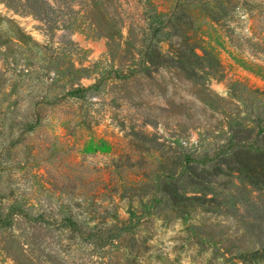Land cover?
Segmentation results:
<instances>
[{
  "label": "rangeland",
  "instance_id": "1",
  "mask_svg": "<svg viewBox=\"0 0 264 264\" xmlns=\"http://www.w3.org/2000/svg\"><path fill=\"white\" fill-rule=\"evenodd\" d=\"M257 151L264 0H0V264H264Z\"/></svg>",
  "mask_w": 264,
  "mask_h": 264
},
{
  "label": "trees",
  "instance_id": "2",
  "mask_svg": "<svg viewBox=\"0 0 264 264\" xmlns=\"http://www.w3.org/2000/svg\"><path fill=\"white\" fill-rule=\"evenodd\" d=\"M250 149H251V146L238 145L236 147V153H239V154H244L245 153L246 154V151L247 150H250ZM251 157L255 161H257V160L260 161V160H263L264 159V153L257 151L255 153H253L251 155ZM254 173H256V172H254ZM259 174H260V172H259ZM261 177H262V175H261ZM1 226L2 225H0V227ZM83 235H84V236H82L83 239L89 240L90 237H91V232H86V233L84 232ZM253 255H257V257L264 259V243L262 245V249L260 251H258V252H255Z\"/></svg>",
  "mask_w": 264,
  "mask_h": 264
}]
</instances>
